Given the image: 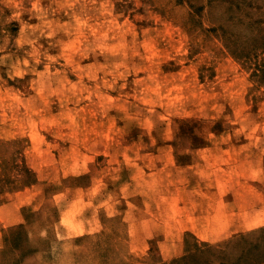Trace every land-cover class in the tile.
I'll use <instances>...</instances> for the list:
<instances>
[{
	"label": "rangeland",
	"instance_id": "rangeland-1",
	"mask_svg": "<svg viewBox=\"0 0 264 264\" xmlns=\"http://www.w3.org/2000/svg\"><path fill=\"white\" fill-rule=\"evenodd\" d=\"M0 264H264V0H0Z\"/></svg>",
	"mask_w": 264,
	"mask_h": 264
},
{
	"label": "crops",
	"instance_id": "crops-1",
	"mask_svg": "<svg viewBox=\"0 0 264 264\" xmlns=\"http://www.w3.org/2000/svg\"><path fill=\"white\" fill-rule=\"evenodd\" d=\"M81 202L80 200H73L67 207L65 213L61 216L62 223L64 222V220H66V224H68L66 226L70 229H74V230H77V228H83V230L88 229V224L86 223L88 222V220L83 219V217L81 216V211L80 213H77V211L75 212V209L77 208V206L79 207ZM134 208H137V205L134 204ZM78 232L79 231L75 232L74 234L76 233L78 234Z\"/></svg>",
	"mask_w": 264,
	"mask_h": 264
}]
</instances>
